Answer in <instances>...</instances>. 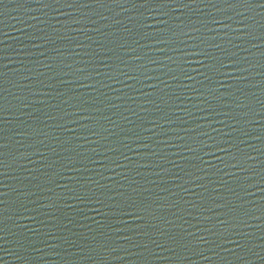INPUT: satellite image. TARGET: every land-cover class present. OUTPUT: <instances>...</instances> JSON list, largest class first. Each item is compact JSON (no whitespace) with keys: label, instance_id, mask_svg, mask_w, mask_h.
<instances>
[{"label":"water","instance_id":"water-1","mask_svg":"<svg viewBox=\"0 0 264 264\" xmlns=\"http://www.w3.org/2000/svg\"><path fill=\"white\" fill-rule=\"evenodd\" d=\"M45 3L51 6L45 7ZM259 3L256 0L251 11L236 6V11L248 16L250 28L239 23L240 17L224 4H217L223 12L204 4L165 6L163 10L169 15L163 19L169 23L164 44L137 35L145 31L156 35L165 29L157 4L142 5L139 0L113 4L106 0L102 7L89 0L86 7L69 8L52 0L0 3V103L8 109L0 112V144L5 146L0 160L6 162L0 167V226L5 228L0 233L5 237L0 240V249H7L0 250V264H26L17 256L27 257V264H264V8ZM149 7L154 11H147ZM213 17L219 22L213 23ZM145 19L150 29L141 27ZM248 31L251 36L245 35ZM34 36H48L50 41L30 39ZM191 36L200 39L190 40ZM134 39L145 45L137 49L141 55L160 63L136 60V53L119 47L125 41L137 47ZM201 40L205 41L201 48L228 65L224 75L209 73L212 79H205L201 62L209 61L185 54L192 52L190 45ZM210 41L229 54L235 53L234 59L245 61L241 67L247 71L233 67L220 49L209 48ZM40 44L43 46H35ZM118 56L131 67L120 63ZM141 64L155 69L149 74L159 79H146ZM44 65H51L52 70ZM81 67L90 79L74 75ZM180 68L194 79H185ZM170 69L179 80L165 75ZM120 71L138 79L120 76ZM106 74L119 76V80ZM209 90L223 94L227 105L218 107L220 102ZM235 97L250 104L253 111L237 108L232 103ZM77 98L101 111L92 107L83 116L65 115L75 111L72 105ZM205 100L217 113L229 112L236 119L200 111L209 107ZM49 115L56 119H49ZM57 123L66 126L57 128ZM88 129L100 131L101 136L91 135ZM202 131L237 157L250 154L254 159L245 161L244 167L254 170L253 180H248L252 172L226 167L236 161L219 148L206 150L207 154L188 151L187 146L200 147L199 140L214 144L201 136ZM137 136L149 147L145 148ZM157 141L162 143L158 146ZM109 147L119 151H108ZM152 151L158 155L151 156ZM112 160L128 167H116ZM148 161L167 171L141 166ZM85 193L95 194L91 203L73 199ZM127 196L146 198L152 206L150 212L141 213L143 221L123 216L116 208ZM97 199L103 203H96ZM213 199L224 207H217ZM124 220L133 227L132 233L118 232ZM221 220L227 223L221 224ZM188 233L215 243L194 240ZM126 235H133V240L120 238ZM106 240L107 245L101 246ZM30 243L40 251H33ZM138 243L147 244L152 251L133 246ZM55 245L59 247H51Z\"/></svg>","mask_w":264,"mask_h":264},{"label":"snow or ice","instance_id":"snow-or-ice-1","mask_svg":"<svg viewBox=\"0 0 264 264\" xmlns=\"http://www.w3.org/2000/svg\"><path fill=\"white\" fill-rule=\"evenodd\" d=\"M2 2H3V0H0V3H2ZM88 2H89V0H52V3H55V4L63 3L64 5H66L69 8L86 7ZM90 2L94 3V4L101 5L103 7L105 2H106V0H90ZM110 2L113 3V4H120L121 0H110ZM124 2L125 3H132L133 0H124ZM139 2L142 5L157 4V5L160 6V8H159V10L157 12V15L161 18V23L164 24L165 29L161 30L160 33L156 34V35L152 34L150 31H145L143 33H137V35H139L141 39H145V40L151 39V40L156 41L158 44H164V43H167V40H166V38L164 36V31L167 30V26H168V23H169L168 20L163 19L164 17L169 15V13L167 11L163 10L165 6H170V5H173V4H179L182 7L189 8L192 4H204V5L210 6L212 8H217V11L223 12V9L218 8L217 4L218 3L219 4H224V5H227L228 8L233 9L235 11V15L240 17L239 23L244 24L245 28H250V25L247 24L248 16H244L243 12H241V11H236V6L239 5V6L243 7V8H246L249 11H251V10H253V7H254V5L256 3V0H216V2H214V0H187V2H185V0H139ZM44 6L45 7H49L51 5L48 4V3H45ZM133 6H135V4H133ZM259 7L264 8V0H260ZM125 11H127V9H125ZM147 11L152 12V11H154V9L149 7L147 9ZM201 14H204V13L201 11ZM141 15H143V13H141ZM208 15H211V13H208ZM101 18L102 19H107V17H101ZM88 19H90V17H88ZM212 19H213V23H218L219 22L216 19V17H213ZM228 19L229 20H233V17L228 16ZM76 22L80 23V20H77ZM91 22L92 23H97L96 21H91ZM234 22H236V21H234ZM141 27L150 29L151 25H149L147 23V19H145V21L141 24ZM226 27L231 28V25L228 24V25H226ZM261 27L264 28V25H262ZM194 30L195 31H199V29H194ZM96 31L99 32L100 28L99 27L96 28ZM126 31L130 32L131 30L130 29H126ZM209 31H212V29H209ZM183 35L187 36L188 33L185 32V33H183ZM245 35L251 36L252 32L248 31V32L245 33ZM30 39H38V40H41V41H45V40H49L50 41V38L48 36H34V37H30ZM199 39H200L199 37H194V36L190 37V40H199ZM213 41H214V38H213ZM213 41L207 42L209 48L220 49L221 52H223L225 54L227 59L232 61L233 67H235L238 71H241V72L247 71V69L241 67V64L245 63V61H241L240 59H234L233 57H236L235 53L229 54L226 49L221 47L220 44L213 43ZM132 43H135L137 45V47H131L130 44H127V41H125V43L120 44L119 47L122 48V49L127 47V48H129L131 50V52L136 53V55H135V59L136 60H141V61L147 60L148 64H152V65H157V64L160 63L157 59H155L153 57H150V56H147V55H141L137 51V49H143L145 47V45H141L140 39H134L132 41ZM201 43H205V41L201 40L200 43H194V44L190 45L189 47L192 48V52L191 53H185V54H190V55H195V56H202L206 60L209 61L208 63H204L203 61L201 62V66L205 69V71L202 72L201 75H203L205 77V79H207V80H211L212 79V76H210L209 73H213V74H215L217 76L224 75V71L223 70L228 67V65L225 63L224 59L214 55L213 53L207 51L206 49L201 48ZM229 43H232V41L229 40ZM35 46L36 47H42L43 45L40 44V45H35ZM79 47H85V45L80 44ZM236 47H238V45H236ZM175 50L176 49H173V51H175ZM111 51H112V49H108V52H111ZM86 54L87 55H91V54H88V53H86ZM109 59H111V57H109ZM116 59H118L120 61V63H124V64H126V66L131 67V65H128L127 62L122 57L118 56ZM168 59L172 60V57H168ZM173 62L177 63V61H173ZM44 66L49 68L50 70H52V66L51 65H44ZM139 67L145 69L144 76H145L146 79H153V78L159 79L158 76L153 77L152 75L149 74L150 72L156 71L155 69H148L146 64H141V65H139ZM164 67H167V65H164ZM178 67H179V64H178ZM86 71H87L86 68H82V67L81 68H77L76 69V73H74V75H79L80 77H83L85 79H90L91 76H90V74L88 72H87V74H85ZM180 73L183 75V77L185 79H188V80L194 79L183 68H180ZM106 75H108L109 79L119 80V76H113L111 74H106ZM119 75L120 76H125V77H127V78H129L131 80H137L138 79L137 76L131 74L130 72L120 71ZM165 75H170L171 79H173V80H179L180 79V76L177 75L176 72L171 70V69L169 70L168 73H165ZM242 79H247V78L246 77H242ZM161 82L162 83H166L165 81H161ZM41 83H43V82H41ZM44 86L45 87H51V85H44ZM86 86L90 87L91 85H86ZM221 86H223V85H221ZM238 91H241V93L245 96V100H247V95L243 93V90L242 89H238ZM209 93L213 95L214 99H217L220 102L218 107L227 105L228 102L225 100L223 94L216 95L214 92H212V90H209ZM61 95H63V94H61ZM148 102L149 103H154V101H151V100H149ZM64 103L67 104L68 101L64 100ZM204 103L208 104L209 107L206 108V109H204V108L199 109L200 111H206V112L207 111H211V112H213L215 114H220V115H224V116H230L229 112L221 111V112L217 113L216 107H213L207 100H205ZM232 103L235 104L237 108H246V109H248V113H251L253 111L252 108H251V105L248 104V103H245L242 100H240L239 97H235L232 100ZM22 105H23V107H26V108L33 106L32 104H22ZM72 106L74 107L75 111H73L72 113H65V115H69V116H83L84 113L88 112L89 109L92 108V107H95V111H97V112L101 111V109L98 106H95V104L90 105L87 100H80L78 98L76 99V103L74 105H72ZM261 106L264 107V103H262ZM6 110H8V109H6V106L3 103H0V112H4ZM248 113H246V115ZM86 118H92V117H86ZM230 118L231 119H236L235 116H230ZM49 119L55 120L56 117L49 115ZM60 119H63V117H61ZM73 122L75 123L76 121L74 120ZM65 126L66 125L61 124V123H57L55 125V127H57V128H64ZM157 126L159 127V125H157ZM225 126L229 127V128H232V125H230V124H226ZM213 130L216 131L215 129H213ZM233 130L234 131H240L242 133V135H245V136L250 135V133L244 131L243 129H233ZM88 131L93 136H101V132L97 131L95 129H88ZM105 131H106V129H105ZM149 131H151V130L149 129ZM20 134L21 135H25L26 133L20 132ZM44 135H46V134H44ZM165 135H166V133H165ZM228 135H230V134H228ZM201 136L207 137V139H209V140H213L214 144H207V143H205L204 140H199V141H197V143L200 145V147L197 148V147L187 146L188 151H190V152H192L194 154L199 153V152H205V154H207L206 150H211L213 147L219 148L221 151H224L227 155H229L232 158V160L236 161V163H231L230 165L226 164V167H228V166H231L232 168L239 167L242 171L252 172L253 175L249 176L248 180H249V182H251L253 180L254 170L250 166L247 167V168L244 167V162L245 161L254 159L250 154L243 153V158L237 157L228 148L221 147L220 142L216 141V138L212 137L208 132L202 131L201 132ZM0 139H3V137H0ZM137 139L143 144V137L137 136ZM181 139H183V137H181ZM156 143L159 146V144L162 143V142L161 141H157ZM225 143H228V141H225ZM40 144L42 145V144H44V142L40 141ZM143 146L145 148L149 147V145H147V144H143ZM232 146L233 147H237V150L240 151L237 145H232ZM4 147L5 146L3 144H0V156L3 155L2 149ZM45 147H47V146H45ZM125 147H128V145H125ZM36 151L39 152V149L37 148ZM108 151L117 152V151H119V149L115 148V147H109ZM120 154L122 156H124L125 160H128L130 163H133L131 161V159L127 155H125L123 152H121ZM21 155L25 156L24 153H21ZM40 155L43 156V153H40ZM150 155L151 156H157L158 153H156L155 151H152V152H150ZM262 155H264V153H262ZM26 158H29V157H26ZM200 158L202 159V157H200ZM109 159L111 160V158H109ZM111 162L114 163L116 165V167H119V168L128 167V165L122 164V163H120L117 160H112ZM5 163L6 162L4 160H0V167L4 166ZM141 166L142 167H153L154 166L155 168H160L161 171H167V169H165L161 164L155 163L153 161H148L146 164L141 165ZM157 175H159V173H157ZM261 181H264V176H261ZM133 183H136V182L133 181ZM225 187H227L226 184H225ZM144 191H148V189H144ZM228 191H234V190L229 188ZM133 192L140 193V190L138 188H133ZM94 195L95 194H93L92 196H89L87 193H85L84 195L77 194V195H75L73 197V199L81 200L82 202L83 201H87V202L91 203ZM117 195L120 196V197H124L125 193L117 192ZM220 195H222V194H220ZM112 199H115V197H113ZM212 202L214 204H216L217 207H224L223 204L217 203V201L215 199H213ZM96 203H103V201H100V200L97 199ZM154 203H157L158 206H160V207L164 206L163 204H159L158 201H156ZM42 206H44V205H42ZM51 206L52 205H46L44 207H51ZM115 206H116L118 211L123 216L134 217L136 220H141V221H143L145 219V217L141 213L142 212H150L151 211V207H152L148 203L146 198H144V199H134L132 196H127L126 199L117 202ZM109 207H111V206H109ZM25 210L27 211L28 209H25ZM0 223H2V222H0ZM122 223H123L124 227L119 229L118 232L132 233L134 231L133 227L128 224L127 220L122 221ZM220 223L221 224H226L227 221L221 220ZM136 227H140V225H137ZM4 231H5V228L0 226V233H3ZM141 234L142 235H148L147 233H141ZM161 235H164V233L161 232ZM188 235L192 236L194 240H198V241H201V242L206 243V244H214L215 243V241L205 240V238L203 236L196 237L195 233H188ZM120 238L130 241V240H133V235H126V236H123V237H120ZM4 239H5V237L3 235H0V240H4ZM55 239H64V238L63 237H55ZM172 240H173V242H177L175 237H172ZM233 242L237 243V246L243 247V245H240L237 241H233ZM151 243L152 244H156L157 247H163V244H157L156 240H151ZM106 245H107V240L104 241L101 246H106ZM133 246L137 247V248L143 247L144 250L148 251V252L152 251L151 248L147 244L138 243V244H135ZM22 247H23V245H22ZM29 247L33 251H40V249L36 248L34 246V244H32V243L29 244ZM51 247H59V245H55V246H51ZM183 247L187 248L188 245L185 244V245H183ZM0 250L7 251V249H0ZM167 251H174V250L172 248H167ZM17 257L19 259H21V260H24L26 262V264H27V257H23V256H17ZM121 259H122V257H121Z\"/></svg>","mask_w":264,"mask_h":264}]
</instances>
